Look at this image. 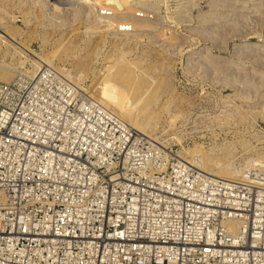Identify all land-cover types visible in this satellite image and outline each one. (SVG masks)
Masks as SVG:
<instances>
[{
    "label": "built area",
    "instance_id": "built-area-1",
    "mask_svg": "<svg viewBox=\"0 0 264 264\" xmlns=\"http://www.w3.org/2000/svg\"><path fill=\"white\" fill-rule=\"evenodd\" d=\"M0 264H264V152L225 179L64 75L0 81Z\"/></svg>",
    "mask_w": 264,
    "mask_h": 264
},
{
    "label": "rangeland",
    "instance_id": "rangeland-1",
    "mask_svg": "<svg viewBox=\"0 0 264 264\" xmlns=\"http://www.w3.org/2000/svg\"><path fill=\"white\" fill-rule=\"evenodd\" d=\"M0 29L30 50L0 40V81L64 75L101 104L115 81L132 130L236 178L264 152V0H0Z\"/></svg>",
    "mask_w": 264,
    "mask_h": 264
},
{
    "label": "bare ground",
    "instance_id": "bare-ground-1",
    "mask_svg": "<svg viewBox=\"0 0 264 264\" xmlns=\"http://www.w3.org/2000/svg\"><path fill=\"white\" fill-rule=\"evenodd\" d=\"M0 30H1V32H3V36L0 39L1 41H4V43H5L7 41L10 42V40H13V41L17 42L21 47L26 49L27 51H30L19 40H17L14 35L6 32L5 30H2V29H0ZM3 38H5L6 40H4ZM40 60L43 64H48V63H46V61H44L42 59H40ZM123 77H124V75H123ZM119 88H120V86L117 82L111 81V80H106L102 83L101 87L98 89V91H96L94 93V95L97 98H99V100L102 102V104H104L105 106L115 110L122 117L124 122H126L127 124H129L130 126L136 128V129H138V127L133 124L132 118H133L134 114H132V109H131L132 107H130L131 105H128V102H127L128 97L126 96L127 94H124L126 91L123 92V94H121L120 91H121L122 87H121V89H119ZM135 91H136V89H135ZM120 94H121V96H120ZM122 97L125 98V102H124V99ZM158 145H159V143H158ZM177 156L182 158L181 155L177 154ZM185 161H187V160H185ZM258 161H259V157H257V159L254 160L253 163L254 164L258 163ZM187 162H189V161H187ZM189 163H191V162H189ZM253 163H250L249 166L253 165ZM191 164L194 165V163H191ZM196 165L199 169H202L203 171H206L207 173H210L214 176L222 177L225 179H232V180L236 179V175H237V173H239L238 172L239 167L236 169V168L230 166L231 164L227 165L223 159L219 160L218 162L212 163V167H209V168L204 167L203 164H201V163H196Z\"/></svg>",
    "mask_w": 264,
    "mask_h": 264
}]
</instances>
